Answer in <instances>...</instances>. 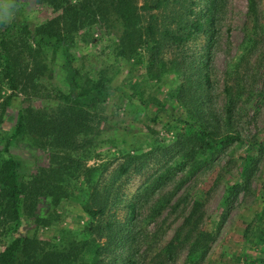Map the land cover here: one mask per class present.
<instances>
[{
    "label": "rangeland",
    "instance_id": "obj_1",
    "mask_svg": "<svg viewBox=\"0 0 264 264\" xmlns=\"http://www.w3.org/2000/svg\"><path fill=\"white\" fill-rule=\"evenodd\" d=\"M90 1L73 0L87 8L84 15L70 17L65 28V0H0V40L7 29L6 39H15L21 26L34 29L58 19L73 38L79 89L102 78L117 88L105 104L76 110L84 117L82 125L75 118L77 131L64 136L56 130L64 105L53 99L56 90L68 92L61 49L43 50L53 73L37 88L25 78L33 65L25 52L20 53L21 77L14 90L0 60V164L8 156L15 159L28 189L22 234L35 242L32 247L38 244L45 251L93 240L92 224L99 219L89 211L94 207L91 194L108 183L133 147L131 169L117 183L121 201L112 210L121 222L118 238L100 256L103 264H188V228L183 226L195 202L197 230L211 234L207 252L196 264H242L244 251L248 264H254L258 244L264 246L259 241L264 232V0H256L258 24L250 41L247 0H215L208 13L211 32L167 44L150 70L148 52L140 65L131 60L114 68L115 41ZM132 1L145 26L150 14L158 22L167 14L144 9L149 0ZM196 2V12L205 16L206 0ZM174 58L181 66L172 67ZM200 72L208 75L201 91L193 81ZM194 89L200 97L192 95ZM226 89H231L229 95ZM20 111L27 117L24 137L6 152ZM195 111L213 139L238 132L242 143L205 147L198 123H193ZM37 118L44 122L42 132L32 128ZM129 204L135 205L133 219ZM109 218L100 219L106 223ZM9 224L0 211V251L11 241ZM170 243L174 246L167 252ZM38 253L30 263L39 262Z\"/></svg>",
    "mask_w": 264,
    "mask_h": 264
},
{
    "label": "trees",
    "instance_id": "obj_2",
    "mask_svg": "<svg viewBox=\"0 0 264 264\" xmlns=\"http://www.w3.org/2000/svg\"><path fill=\"white\" fill-rule=\"evenodd\" d=\"M64 1V0H63ZM67 5L63 16L65 28L68 25L70 17H78L84 15L87 4L81 6L73 3V0H65ZM90 1V0H89ZM91 2V1H90ZM189 0H149L143 6L147 11L159 10L166 12V16L162 17L159 22L153 14H150L148 25H144L143 16L138 12L137 7L132 0H93V5L98 11L106 24L107 36L114 40L112 49L114 68L120 69L123 63H130L133 60L137 65L144 62V53H149V61L147 67H155L156 60L161 52L167 47V44H181L191 40L195 35L200 33L208 34L211 32L213 21L208 14L215 6V0H206L207 11L204 15L196 12L197 2L190 1L189 6L186 3ZM69 3V4H68ZM187 5L188 7H185ZM247 17L251 28L246 32V38L250 41L256 35L258 24V10L256 0H247ZM185 7V10H184ZM161 12V13H162ZM58 19H51L34 29L28 25L21 26V32L15 39L6 37L10 33L7 29L0 40V60L2 62V70L12 90L16 89L17 79H20L22 55L30 58L33 62L30 73L25 77L27 82H31L33 88L40 87L41 79H52V69L47 65L42 57V52L45 49H61L64 61L62 68L64 70V79L67 84V93L56 90L53 99L60 101L64 107L62 108V120L56 126V130L64 136H70L77 127L73 125L77 118L79 126L82 125L84 119L81 113L76 110L83 111L85 107H93L97 103H106L116 91V86L108 82V78L100 79L96 84L85 90L79 89V74L75 65L74 54L71 50L73 47V38L67 29L60 28ZM25 52V53H24ZM23 53V54H20ZM173 68L181 63L177 59H173ZM201 75L194 78L196 83L195 88L201 91V87H206L204 83L208 81V75ZM188 85L191 84L189 78L185 81ZM191 86L189 91L191 90ZM194 89L193 96L200 93ZM231 89H226L225 93L230 94ZM195 109H198L197 107ZM197 110V111H201ZM195 111L193 123H198V133L201 136L203 145L208 149H214L216 146L228 145L231 143H242L238 132L222 134L219 139H213V131L205 123L199 122L200 115ZM64 113V116H63ZM197 119V120H196ZM203 120V119H202ZM43 121L37 118L33 129L39 132L44 131ZM27 124L26 113L19 112L17 122L10 141L5 146V151L9 152L12 146L22 140ZM63 132V133H62ZM45 132L42 136H47ZM66 142V137H65ZM129 148L127 152L128 159L121 163L111 175L108 183L101 190L94 189L91 194L93 208L89 210L94 213L95 218L99 219L92 224V230L95 234L93 240H85L82 242H72L68 245L56 247L52 250L45 251L43 247L37 244V247H32V242L29 238L24 237L21 229L24 225V220L21 215L22 205L24 201V193L27 191L26 185L22 181L18 162L8 156L0 164V211L10 219L9 229L11 232V241L0 251V264H35L30 263L33 257L42 253L37 264H103L100 256L110 248L111 244L118 238L117 231L120 220L118 212H112L115 206L121 201V195L117 190V183L128 173L134 160L130 155ZM250 151V149H248ZM130 157V158H129ZM198 204L195 202L191 213L185 219L183 230L187 229L185 239L188 243L186 261L188 264H196L201 260L207 252L211 234L203 230H197L199 217L195 220V214L198 213ZM129 219H133L135 205L127 206ZM112 213V214H111ZM110 214L107 222L102 223L100 218ZM261 234V233H260ZM90 241V243H89ZM259 241L264 242V232H262ZM174 246L169 244V249ZM92 247V248H91ZM259 256L253 257L256 261L254 264H264V246L258 244ZM33 251V252H31ZM90 252L92 253L91 256ZM32 255V256H31ZM248 252L244 251L242 264L247 262ZM40 256V255H39ZM86 257V258H85ZM171 261L172 256H168ZM83 258H85L83 260Z\"/></svg>",
    "mask_w": 264,
    "mask_h": 264
}]
</instances>
